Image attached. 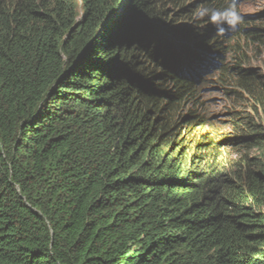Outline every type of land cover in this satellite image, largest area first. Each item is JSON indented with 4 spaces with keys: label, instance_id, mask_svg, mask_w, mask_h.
I'll return each instance as SVG.
<instances>
[{
    "label": "trees",
    "instance_id": "trees-1",
    "mask_svg": "<svg viewBox=\"0 0 264 264\" xmlns=\"http://www.w3.org/2000/svg\"><path fill=\"white\" fill-rule=\"evenodd\" d=\"M203 1L0 0V264H264V32L195 33Z\"/></svg>",
    "mask_w": 264,
    "mask_h": 264
},
{
    "label": "rangeland",
    "instance_id": "rangeland-1",
    "mask_svg": "<svg viewBox=\"0 0 264 264\" xmlns=\"http://www.w3.org/2000/svg\"><path fill=\"white\" fill-rule=\"evenodd\" d=\"M201 1V0H200ZM203 1V0H202ZM217 0H206L203 1L202 3L204 5H208L206 6V8L208 9H212L214 6H219L218 3H214ZM225 6H227L225 3L221 4V6H219L220 8H225ZM242 7H244L245 11L243 10L242 12ZM216 10H218L216 8ZM237 10L239 11V13L243 16V17H250V18H255L254 21H252V19H249L248 21V28H250L253 31H259V32H264V0H239L238 4H237ZM241 10V11H240ZM248 20V19H247ZM169 25L175 26L177 27V25L179 24H175L174 22H170ZM210 26H213V24H211ZM205 29H210L209 26H206ZM202 30L198 31V33H201ZM228 39L230 40V37L227 36ZM166 40L168 39L169 41L172 40L173 36L172 35H168L165 34L164 37ZM196 41V38H184V40H172V42L174 44L177 45L176 49L180 48V50L182 49V46H187L188 44L190 45V42L193 43ZM251 43H250V50L249 52L252 53V55L250 54V59H249V63L246 67L250 68V69H256L260 72H264V54L261 55L262 49L264 50V47H261L257 44H255L254 40L251 39ZM241 43L243 45V38L242 35H240L238 37V39L236 40H231L232 44H237V43ZM188 45V46H189ZM255 54V55H254ZM261 55V56H259ZM223 63H226L229 67H234L239 66V62H236L235 59L229 57V59H223ZM153 66V65H152ZM226 75V73L223 75V77L221 76L220 80H217V75H213L212 79L211 77L208 79L211 80L208 84V86L210 87V89L213 91V93L211 95H209L210 98H212V100L215 101V104L218 105V110L224 115H228L230 116V119H232V115L238 113V112H243L247 109L244 108V103H238L235 102V98L233 97V95H231V88L229 87L230 84L226 82V79L224 78V76Z\"/></svg>",
    "mask_w": 264,
    "mask_h": 264
},
{
    "label": "clouds",
    "instance_id": "clouds-1",
    "mask_svg": "<svg viewBox=\"0 0 264 264\" xmlns=\"http://www.w3.org/2000/svg\"><path fill=\"white\" fill-rule=\"evenodd\" d=\"M220 1L222 2V0H217L214 3H218V5L220 6V4H221ZM238 2H239V0H232V3L228 7L224 8L223 10H212V9H208V8L200 9L197 13L198 17L207 16L209 19V22L212 23L214 25V27L210 26L211 24H209L207 26H209L210 29L207 30V29H205L206 26L203 27V25H202V27L200 29V30H202L201 33H198V31H200V30L196 31L195 33H197V34L204 33L205 35L208 36L209 40H211L210 38H213V37L216 38L215 40H219L220 37H221V39H222V37L228 38L227 36H229L231 38V37H236L237 35H242L241 32H245V31L251 32L252 31L250 29L251 27L248 28V26H249L248 21H249V19H252V21H254L255 18L243 17L239 13V11L237 10ZM216 7H217V5H216ZM244 19H248V20L244 21ZM168 35H170V34H168ZM192 38H196V41L193 43L190 42V45L188 44L189 45L188 48L190 50H193V48L198 47L199 43L202 41V38H204V37L199 38L197 36H192ZM174 40H177V39L174 38ZM210 42L211 41H208V44L207 43L202 44V46L205 48V50H204L205 53H209V50H207V49H210V50L214 49V47H212L213 45ZM176 47H177V45H176ZM178 50H180V48L176 49V51H178ZM204 51L198 52L197 55L191 56L190 57L191 58L190 63H188V64H191L190 66L192 67L191 73H194L192 79H195V80L197 79L198 81L203 80L207 76L209 77L210 73L207 75H203V73L205 72L206 69H209L211 72L212 67L216 65V64H212V62H211V64H209V66H203L202 64H200L202 62L207 63V61H206L207 59L205 58ZM215 56L216 55H214L213 61H215ZM197 58H201L202 62H199V61L195 62L194 59H197ZM198 69H200L199 73L202 74L203 76L195 73L198 71Z\"/></svg>",
    "mask_w": 264,
    "mask_h": 264
},
{
    "label": "bare ground",
    "instance_id": "bare-ground-1",
    "mask_svg": "<svg viewBox=\"0 0 264 264\" xmlns=\"http://www.w3.org/2000/svg\"><path fill=\"white\" fill-rule=\"evenodd\" d=\"M243 10L245 11L244 7H243ZM211 56H213V53H211ZM203 63H205V62H203ZM205 64H207V66L209 65V63H205Z\"/></svg>",
    "mask_w": 264,
    "mask_h": 264
}]
</instances>
